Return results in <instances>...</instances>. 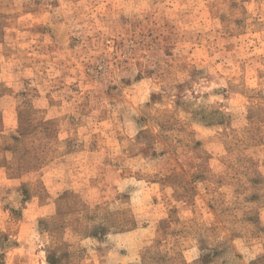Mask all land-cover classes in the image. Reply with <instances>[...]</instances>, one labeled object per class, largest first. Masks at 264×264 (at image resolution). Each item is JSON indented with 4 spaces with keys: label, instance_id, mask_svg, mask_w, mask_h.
<instances>
[{
    "label": "rangeland",
    "instance_id": "374dc122",
    "mask_svg": "<svg viewBox=\"0 0 264 264\" xmlns=\"http://www.w3.org/2000/svg\"><path fill=\"white\" fill-rule=\"evenodd\" d=\"M0 264H264V0H0Z\"/></svg>",
    "mask_w": 264,
    "mask_h": 264
}]
</instances>
